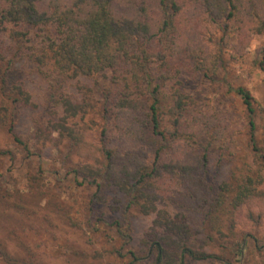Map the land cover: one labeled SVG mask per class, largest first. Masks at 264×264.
<instances>
[{
  "label": "trees",
  "instance_id": "16d2710c",
  "mask_svg": "<svg viewBox=\"0 0 264 264\" xmlns=\"http://www.w3.org/2000/svg\"><path fill=\"white\" fill-rule=\"evenodd\" d=\"M195 20L222 31V49L233 33L264 35V0H0V126L25 146L16 127L34 110L32 138L64 143L70 171L95 187L88 202L95 221L112 227L122 247L132 242L133 217L153 216L143 253L129 251L126 264H235L225 251L236 263L243 252L236 211L264 204V168L208 178L209 153L196 141L216 139L214 121L183 92L182 76L214 75L221 49L213 55L195 44ZM255 64L264 72V45ZM24 65L42 76L35 95L25 79L14 80ZM99 76L107 86L96 105L77 86L65 91ZM236 91L253 129L252 96ZM95 108L97 137L80 123ZM249 144L263 165L252 133Z\"/></svg>",
  "mask_w": 264,
  "mask_h": 264
},
{
  "label": "rangeland",
  "instance_id": "374dc122",
  "mask_svg": "<svg viewBox=\"0 0 264 264\" xmlns=\"http://www.w3.org/2000/svg\"><path fill=\"white\" fill-rule=\"evenodd\" d=\"M194 25L196 32L190 36L196 39L195 44L209 54H217L222 31L200 21ZM263 45L262 34L233 33L228 45L221 49L214 75L199 72L182 76L183 92L193 98L196 109L214 121L216 139L206 134L196 141L209 153L211 180H228L233 172L248 165L254 170L264 168V164L255 162V151L249 144L252 133L258 147L264 149V72L255 64L257 51ZM35 72L24 65L14 74V80H26L34 95L42 84V76ZM75 86L81 88L79 97L86 94L96 105L107 78L81 77L66 86L65 91L75 90ZM238 87H244L252 96L253 129L249 112L236 91ZM96 110L85 114L80 123L97 137L102 122ZM33 112L25 110L16 127L25 146L13 140L7 127L0 126V149L9 152L0 156V264H126L129 251L142 254L143 239L153 216H134L132 242L122 247L112 227L95 221L88 205L95 187L80 185L81 178L76 179L70 171L72 159L64 143L56 148L54 140L41 144L32 138ZM235 217L237 240L244 241L243 252L236 257L237 263L230 250L225 251V256L235 264H264V204L245 205L236 211ZM242 233L246 234L243 238ZM248 233L260 241L255 242ZM3 250L9 257L3 256Z\"/></svg>",
  "mask_w": 264,
  "mask_h": 264
}]
</instances>
